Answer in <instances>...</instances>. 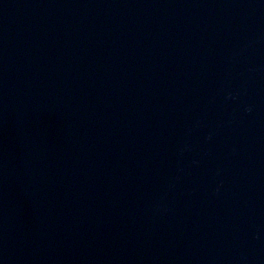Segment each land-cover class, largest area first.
I'll return each mask as SVG.
<instances>
[{
    "label": "water",
    "instance_id": "water-1",
    "mask_svg": "<svg viewBox=\"0 0 264 264\" xmlns=\"http://www.w3.org/2000/svg\"><path fill=\"white\" fill-rule=\"evenodd\" d=\"M0 264H264V0H0Z\"/></svg>",
    "mask_w": 264,
    "mask_h": 264
}]
</instances>
